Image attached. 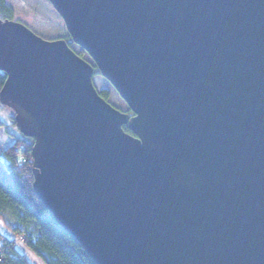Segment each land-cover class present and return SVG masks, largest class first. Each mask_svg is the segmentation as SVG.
<instances>
[{
    "label": "water",
    "instance_id": "1",
    "mask_svg": "<svg viewBox=\"0 0 264 264\" xmlns=\"http://www.w3.org/2000/svg\"><path fill=\"white\" fill-rule=\"evenodd\" d=\"M48 2L94 64L0 19V104L57 225L95 264H264V0Z\"/></svg>",
    "mask_w": 264,
    "mask_h": 264
},
{
    "label": "trees",
    "instance_id": "2",
    "mask_svg": "<svg viewBox=\"0 0 264 264\" xmlns=\"http://www.w3.org/2000/svg\"><path fill=\"white\" fill-rule=\"evenodd\" d=\"M14 11L7 0H0V19L12 20ZM72 49L68 34L62 37ZM94 68V74H97ZM6 75L0 71V89ZM107 101V93L99 92ZM1 106V105H0ZM129 113V111H127ZM0 129L12 140L0 148V218L5 225L17 233L28 249L43 264H95L45 209L33 191L31 147L32 139L24 137L17 129L14 114L6 120L0 116ZM13 129L16 131L14 132ZM124 131L130 133L126 126ZM33 226L35 233L27 230ZM27 230L24 233L23 230ZM0 264H30L21 254L14 240L0 233Z\"/></svg>",
    "mask_w": 264,
    "mask_h": 264
},
{
    "label": "rangeland",
    "instance_id": "3",
    "mask_svg": "<svg viewBox=\"0 0 264 264\" xmlns=\"http://www.w3.org/2000/svg\"><path fill=\"white\" fill-rule=\"evenodd\" d=\"M8 4L14 11L13 21L19 22L32 31L35 35L44 40L62 39L67 32L62 19L52 8L48 0H7ZM64 40V39H63ZM72 50L82 59L93 65V61L89 55L79 46L72 43ZM92 83L96 91L99 93L105 91L107 93V102L122 113H128V107L119 97L114 88L100 75L94 74ZM1 105V104H0ZM14 113L7 107L0 106V116L3 120L11 117ZM15 132L16 130L13 129ZM12 140L0 129V148H5L11 144ZM27 230L35 233L33 226H29ZM23 230L24 233L27 231ZM0 233L7 238L14 240L17 250L26 256L30 264H43L41 260L28 249L26 244L19 239L17 233L8 228L0 218Z\"/></svg>",
    "mask_w": 264,
    "mask_h": 264
},
{
    "label": "built area",
    "instance_id": "4",
    "mask_svg": "<svg viewBox=\"0 0 264 264\" xmlns=\"http://www.w3.org/2000/svg\"><path fill=\"white\" fill-rule=\"evenodd\" d=\"M2 261V257H1V254H0V262Z\"/></svg>",
    "mask_w": 264,
    "mask_h": 264
}]
</instances>
